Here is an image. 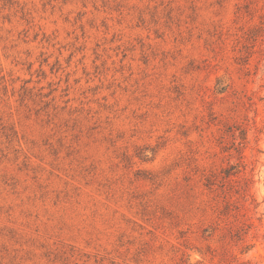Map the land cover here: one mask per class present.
<instances>
[{"label":"rangeland","instance_id":"1","mask_svg":"<svg viewBox=\"0 0 264 264\" xmlns=\"http://www.w3.org/2000/svg\"><path fill=\"white\" fill-rule=\"evenodd\" d=\"M0 264H264V0H0Z\"/></svg>","mask_w":264,"mask_h":264}]
</instances>
